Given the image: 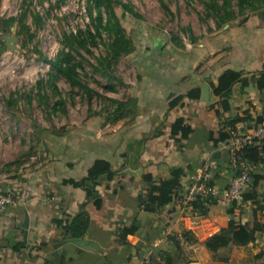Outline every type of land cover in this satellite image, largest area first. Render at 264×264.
Listing matches in <instances>:
<instances>
[{
  "label": "crops",
  "instance_id": "obj_1",
  "mask_svg": "<svg viewBox=\"0 0 264 264\" xmlns=\"http://www.w3.org/2000/svg\"><path fill=\"white\" fill-rule=\"evenodd\" d=\"M249 22L237 26V43L224 46L222 50L227 53L217 62L211 59L204 63L199 56L192 55L190 59H177L171 64L172 59L163 58L164 62L158 60L162 68L156 73H145L147 70L142 65L141 80L128 98H117L125 102L124 117L106 122L110 132L104 137L90 131L100 124L89 122L82 131L81 155H69L65 148L68 144L64 143L46 151L39 160L13 176H7L0 183V190H15L18 202L0 212V264H122L128 257L139 262L155 254L160 244L168 245L175 252L169 239L172 233L168 234L158 213H151L147 224L138 231L135 248L115 249L113 234L120 223L131 224L137 216L138 196L147 192L148 185L142 180L146 174L159 182L169 179L172 172L180 168L185 172L182 179L185 188L190 173L204 162L212 161L218 163L221 172L218 179L221 188L218 187L223 189L230 181L231 166L224 143L214 146L209 140L208 122L217 120L219 108V97L214 94L212 85H217L220 74L228 68L242 70L245 75L263 68L264 17ZM204 84L209 87V100L204 97ZM195 89L200 91L198 98L185 97L176 106H170L171 99ZM230 102L232 115L226 116L219 109L221 127L243 129L244 119L253 122L257 116H264V97L257 91H243L237 84ZM235 117L239 120L234 121ZM178 118H184L193 128L187 139L180 133L173 134L172 127ZM97 158L110 160L117 175L95 187L102 206L99 209L87 207L91 217L87 234L67 238L57 221L71 220L80 205L87 201L86 191L68 181L86 177ZM120 174H132L137 181L131 187L118 188L116 178ZM174 205L173 200L169 206ZM195 207L198 215L184 212L173 223L188 259L184 264H255L245 261L243 253L246 251L241 250L250 251L253 245H231L214 254L203 243L235 217L229 212L230 204L212 199L208 207L201 204ZM245 209L244 223L248 205ZM194 218L198 219L195 224L192 223ZM75 239H83L85 244ZM259 242L264 246V236ZM159 264L164 263L160 260Z\"/></svg>",
  "mask_w": 264,
  "mask_h": 264
},
{
  "label": "rangeland",
  "instance_id": "obj_2",
  "mask_svg": "<svg viewBox=\"0 0 264 264\" xmlns=\"http://www.w3.org/2000/svg\"><path fill=\"white\" fill-rule=\"evenodd\" d=\"M258 4L263 1L114 0L125 34L137 47L114 60L109 54L113 36L98 28L96 4L0 0V183L64 143L69 155H81L89 122L100 124L91 132L109 134L112 99L128 98L143 67L156 73L162 68L158 60L174 64L192 55L204 63L221 60L227 53L222 48L237 43V26L264 11ZM102 12L106 23L107 11ZM161 39L165 43L158 53L153 48ZM68 58L76 81L52 64ZM241 250L245 261L264 263L254 258L257 249Z\"/></svg>",
  "mask_w": 264,
  "mask_h": 264
},
{
  "label": "trees",
  "instance_id": "obj_3",
  "mask_svg": "<svg viewBox=\"0 0 264 264\" xmlns=\"http://www.w3.org/2000/svg\"><path fill=\"white\" fill-rule=\"evenodd\" d=\"M88 1L96 4L99 11V18L97 21L98 28L100 30L108 29L113 36L109 51L112 59L118 60L124 54L133 53L137 47L134 41L125 34V29L120 23L114 9V0ZM243 1L245 0H241V2ZM261 1H263V4L256 5V8L264 6V0ZM216 6L217 4L213 6V8L216 9ZM102 8H104L108 14L106 23H104ZM217 13L220 15V10H217ZM259 16L264 17V11L260 13ZM228 17L224 19L225 22L229 20ZM52 64L59 74L76 81L73 78L74 69L69 58L65 64H62L60 61L52 62ZM237 84L241 85L243 91H257L264 97V64L260 71L252 75H245L242 70L228 68L220 74L217 85H212L214 94L219 97V108L216 110L217 120L208 122L209 140L214 146H218L220 143H230L232 139L231 130L238 129L237 126L226 128L221 127L219 124V120H221L222 117L219 109L223 110V114L226 116L232 115L230 95ZM199 92V90L195 89L185 95H179L170 100V106H176L185 97L198 98ZM112 100L116 107L113 112L109 110V117L107 116V119L111 118L113 121H117L124 117L126 106L124 101L118 99ZM234 119V121L239 120L238 117ZM243 122L244 127L242 130L250 129L255 125L262 126L264 125V116H257L253 122L250 120L247 121V119H244ZM172 129L174 135L180 133L185 139L189 138L193 132V128L185 122L184 118H178L174 122ZM227 153L228 161L231 166L229 172L232 175V179L240 174V168L238 164H234L231 161L228 151ZM239 154L253 167L251 181L244 194L243 202L241 204H231L229 212L235 217L230 219L226 227L208 237L203 243L205 247L214 254H217L220 249L227 248L231 245H253V248L258 250L254 253V258L256 260H262L264 258V246L260 244L259 240L264 236V139L261 140L260 143L244 146L241 151H239ZM210 162L215 171L213 183L219 186L218 179L221 178L219 165L218 163L214 164L212 161ZM116 175L110 160L97 158L90 166L86 177L81 180L70 179L68 181L75 187H80L86 191L87 201L80 205L79 210L71 220H66L65 222L64 220L57 221V224L64 229L65 237L81 238L87 234L91 223V217L87 207L92 206L95 209H99L102 206V198L96 194L95 187L102 184L104 180L114 179ZM184 176L185 172L180 168H176L169 179H163L159 182H156L151 174L144 175L142 180L148 185L147 192L144 195L141 194L138 196V214L134 218V221L131 224L120 223L114 232L115 249L125 248L129 250L137 247L138 231L147 224L151 213H158L164 226L172 229V235L169 239L175 247V252H173L168 245L160 244L156 247L155 254L150 256L151 264H159L160 260L164 264H184L188 262L181 242L178 240L179 232L173 227V223H176L180 216V211L175 206H169L173 202L174 197L184 191V186L182 185ZM116 179L118 188L131 187L137 181L132 174H120ZM245 204L248 205L246 223L242 221V217L245 215L246 210ZM198 205L199 202H195V206ZM16 247L19 248V246ZM127 259L129 260L130 257Z\"/></svg>",
  "mask_w": 264,
  "mask_h": 264
},
{
  "label": "built area",
  "instance_id": "obj_4",
  "mask_svg": "<svg viewBox=\"0 0 264 264\" xmlns=\"http://www.w3.org/2000/svg\"><path fill=\"white\" fill-rule=\"evenodd\" d=\"M231 133L230 143H224V145L230 154L231 161L239 165L240 174L233 177L226 188L220 189L213 183L215 171L211 162H204L190 173L189 183L185 186L184 191L174 197V206L180 211V214L193 212L194 215H198L199 210L195 207V202H199L204 208L210 205L212 199H219L230 205L243 202L244 194L251 181L253 167L243 159L239 151L248 144L260 143L264 139V125H255L247 130L233 129ZM17 202L18 192L0 190V212L16 205ZM197 221L198 219L194 218L192 223L195 224ZM167 232L171 234L172 229L168 228ZM122 264H151V258L146 256L139 262L127 260Z\"/></svg>",
  "mask_w": 264,
  "mask_h": 264
},
{
  "label": "water",
  "instance_id": "obj_5",
  "mask_svg": "<svg viewBox=\"0 0 264 264\" xmlns=\"http://www.w3.org/2000/svg\"><path fill=\"white\" fill-rule=\"evenodd\" d=\"M164 43H165V41L164 40H159L158 42H157V44L154 46V51L155 52H158V53H160L161 52V50H162V48H163V45H164ZM208 85L207 84H204V86H203V89H204V91H205V99L206 100H209V92H208ZM125 172H131V171H125ZM133 173V172H132ZM75 241H77V242H79V243H81V244H85V240H83V239H75Z\"/></svg>",
  "mask_w": 264,
  "mask_h": 264
}]
</instances>
